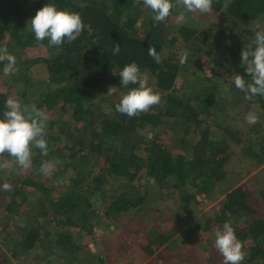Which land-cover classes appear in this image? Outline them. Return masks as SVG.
<instances>
[{
	"label": "trees",
	"instance_id": "16d2710c",
	"mask_svg": "<svg viewBox=\"0 0 264 264\" xmlns=\"http://www.w3.org/2000/svg\"><path fill=\"white\" fill-rule=\"evenodd\" d=\"M46 4L90 27L60 46L36 41L30 20ZM209 14L216 20L199 26V12L179 6L156 22L142 0H0V47L18 69L5 75L0 62V119L8 97L48 116L47 156L33 148L28 170L0 157L10 165L0 169V264H138L125 259L134 248L144 264H223L214 241L225 222L243 245L242 264H264V187L231 185L233 176L264 169V97L245 99L234 84L235 75L251 80L240 53L264 18V0H213ZM132 62L161 101L129 118L115 105L136 87L119 77ZM231 102L249 103L258 122L228 123ZM45 161L58 162L51 175L39 171ZM141 209L148 219L131 227ZM164 214L167 225L147 222ZM124 216L130 220L114 238L90 245Z\"/></svg>",
	"mask_w": 264,
	"mask_h": 264
},
{
	"label": "clouds",
	"instance_id": "9594fccd",
	"mask_svg": "<svg viewBox=\"0 0 264 264\" xmlns=\"http://www.w3.org/2000/svg\"><path fill=\"white\" fill-rule=\"evenodd\" d=\"M142 4L153 13L152 19L156 22L166 20L174 7H182L186 12L207 14L212 11L213 0H142ZM184 13H180L183 18ZM90 26L85 25L81 16L76 12L58 10L54 4H46L40 8L30 20V31L34 33L36 41L48 40L49 46H60L65 41H76L82 32ZM254 38L245 47L240 55L245 71L249 74L250 82L240 75H235L234 84L237 89L246 93L245 99L254 96L264 97V27L259 23L254 26ZM113 55L120 53V45L116 44L112 50ZM148 55L156 63L161 62V56L153 47L148 48ZM188 53L183 52L180 64L187 62ZM7 61L3 71L5 75L15 74L16 58L9 54L6 46L0 47V62ZM121 86L136 85L123 94L115 105L117 112L129 118L148 112L150 108L158 105L161 97L148 85V76L142 74L139 66L132 62L125 65L119 72ZM114 87H109L107 94L112 95ZM6 110L0 119V157L7 153L15 160L21 170H28L32 165V149L36 148L41 154L47 156L48 147L46 127L48 116L39 110L35 104L23 105L20 101L8 97L5 102ZM249 124L258 122V117L249 111L245 117ZM57 161H45L39 171L44 175H51ZM7 160L0 161V169L8 168ZM154 183V180L152 181ZM3 190L12 191V185L5 182ZM215 248L223 257V264H242L245 253L243 245L235 235L233 227L225 222L222 230L215 232Z\"/></svg>",
	"mask_w": 264,
	"mask_h": 264
},
{
	"label": "rangeland",
	"instance_id": "374dc122",
	"mask_svg": "<svg viewBox=\"0 0 264 264\" xmlns=\"http://www.w3.org/2000/svg\"><path fill=\"white\" fill-rule=\"evenodd\" d=\"M215 20H216L215 17L212 16L211 14H209V13H207V14L199 13V16H198L199 26H204L205 24L213 22ZM259 24L261 26H264V18L259 20ZM42 51L43 50H40L41 53H42ZM220 51H221L220 48H216L214 50V52H213L214 56L215 57L220 56V54H221ZM43 52H45V51H43ZM34 67H35V69H34L35 77L39 78V79L43 78L45 70H43L42 68L39 69L37 66H34ZM184 68H186V67H184ZM187 73H190V70L187 69ZM182 76L183 77H188L190 75L184 73V74H181V77ZM254 109L255 108H251L250 109V104L249 103L248 104L247 103L246 104H242V103L236 104V102H234V103L231 102L229 104L228 108H227L226 112L228 113V117L225 120L228 121V123H230L231 125L238 124L241 127L248 126L249 124L245 121L244 117L249 111H253L254 112ZM145 131H146V129H141L139 132L141 134H145ZM233 167H234V165H233ZM236 167L237 166H235L234 168L236 169ZM248 170H249V167H248ZM237 171L238 170H236V172ZM241 182H244V183L248 184L254 190L256 188H258V187H264V169L259 171L258 168H255V169L251 168L249 170V173L245 172L244 175H241V176L238 175V176H235V177L233 176L231 185L235 186V185H237V184H239ZM220 200H221V198H220ZM211 205L213 206L214 204L212 203ZM209 207L203 208L202 211L207 210V208H209ZM145 211L146 210H144V209L136 211V214H135L133 220L131 222H129L131 227H136L140 223L143 224L146 221V220H143V219H148L144 215ZM164 211H166V210H164ZM152 216L153 215L150 216L151 218L149 217V220L147 222H149L150 219H162L163 225H167L169 219H167L168 217H166V214H164L163 216H160V217L158 215H156V216L154 215L156 218H154ZM129 218L130 217H128V216H124V217H122L121 223H119L117 226H113V228H107V229L104 230V232L99 231V232H96L95 234H93V237L90 238V245L93 248L97 249L100 246L99 238L101 236L108 237V238H111V239L114 238L115 235L121 230V228H123V226L126 224V222L130 220ZM97 230H98V227L95 229V231H97ZM180 236H182V235H180ZM181 240H182V238H181ZM37 251L41 252V249L39 248ZM127 258L131 259L132 261H134L135 263H138V264H144L145 263V258L142 256V254H141V252H140V250L138 248H136V249L134 248V250H131V252L125 257V259H127ZM200 260L202 261L203 264H207L206 263V259L200 257ZM208 262H209V264H212L210 260H208Z\"/></svg>",
	"mask_w": 264,
	"mask_h": 264
}]
</instances>
